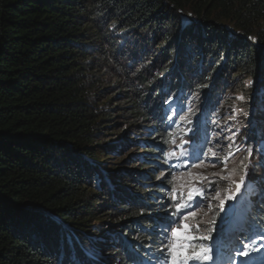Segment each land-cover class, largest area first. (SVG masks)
Segmentation results:
<instances>
[{
	"label": "trees",
	"instance_id": "obj_1",
	"mask_svg": "<svg viewBox=\"0 0 264 264\" xmlns=\"http://www.w3.org/2000/svg\"><path fill=\"white\" fill-rule=\"evenodd\" d=\"M229 109L263 159L233 236L264 231V0H0V264H158L173 157Z\"/></svg>",
	"mask_w": 264,
	"mask_h": 264
},
{
	"label": "rangeland",
	"instance_id": "obj_2",
	"mask_svg": "<svg viewBox=\"0 0 264 264\" xmlns=\"http://www.w3.org/2000/svg\"><path fill=\"white\" fill-rule=\"evenodd\" d=\"M232 115V109H229L228 112L225 111V113H211L210 116L203 119L204 123H210L212 126L211 130H208L211 135L207 139V143L196 145L194 147L196 149L195 155H192L193 150L189 151L187 148H179L173 157V162L176 163L175 175L173 177L175 182L174 189L176 196L178 194L176 204L187 203L188 193L193 189L199 190L203 188L205 191V195L200 196L196 200V204H199L198 208L196 204L194 206L197 213L196 216L190 217L188 220L190 225H199V231L193 228L191 235L202 236L210 234L212 236L210 240L190 242L192 248L197 251L199 250L200 244L213 249L212 255L214 259L212 261H200L199 264L215 262L216 251L229 247V242L225 239L229 237L227 231L231 225L228 224L224 230V222L230 215L236 213L241 201L243 208L239 210L238 214L244 212L248 205L251 206L248 197L249 180L256 176L253 172L259 167L258 164L263 161V159L260 160L256 157H250L249 161L247 159L241 162L244 150L238 152L236 156V150L244 144L240 140L239 133L243 129L239 128L238 124L232 120ZM191 124V121H186L184 126L188 129ZM182 135L187 136L184 133ZM229 144H231V147H229ZM129 151L131 150H125L122 153L123 156L125 154L127 155ZM201 152L208 153V155L201 156ZM229 152L233 153V155L228 156ZM213 153H215V156L212 155ZM197 156H200L199 160H197ZM225 156H228L226 170L225 163L222 162ZM120 157L121 155L115 156L112 160L116 162ZM245 165L247 166V177L245 178L244 184L240 186L241 193L237 194L236 185L240 181ZM224 177H227V179ZM208 180L214 181L215 186H209L207 183ZM181 197H183V200H181ZM230 197H236V199H230ZM235 217H237L240 224L244 223V217H240V215H235ZM173 227H178V225H173ZM239 240L241 242L240 238ZM235 250L236 248L233 249V252ZM189 264H193V262L189 261ZM229 264H234V262H229Z\"/></svg>",
	"mask_w": 264,
	"mask_h": 264
},
{
	"label": "snow or ice",
	"instance_id": "obj_3",
	"mask_svg": "<svg viewBox=\"0 0 264 264\" xmlns=\"http://www.w3.org/2000/svg\"><path fill=\"white\" fill-rule=\"evenodd\" d=\"M243 99V97H239ZM230 139V138H228ZM174 143V141H173ZM231 147V144H229ZM211 151V150H209ZM175 153H169V155H174ZM196 154V149L193 148L192 155ZM201 156H207L208 153L201 152ZM215 156V153L212 154ZM233 155V153L229 152L228 156ZM228 156H225L222 160L225 163V170L227 165ZM249 156H251V152H249ZM197 160L200 159V156L196 157ZM219 159V158H217ZM202 162V161H201ZM198 166V165H194ZM245 168L247 166L245 165ZM247 176V171H245L244 175L240 177L239 183L236 185V193H241V185L244 184L245 177ZM227 179V177H224ZM206 179V178H205ZM207 183L209 186L214 187L215 182L208 180ZM175 191V190H174ZM196 195L204 196L205 191L203 188L196 190L193 189L188 193V203H177L175 205V211H173L167 220H164V223L167 225V230H162V234L166 239V243L162 242V246L160 249V256L163 257L162 260L158 258V264H189V261H192L193 264H199L200 261H212L214 259L212 252L213 249L211 247H205L203 244L199 245V250L192 248V241H206L212 239V236L202 235V236H193L191 235V230L195 228L196 231H199V225H190L188 220L190 217L196 216V210L191 206L194 204ZM173 199H177L175 195L172 197ZM230 199H236V197H230ZM183 200V197H181ZM196 207H199V204H196ZM186 209V211H185ZM168 215V214H166ZM173 225H178V227H173ZM258 239L253 240L252 237H247L248 240H252L253 244H258V247H250L248 243L240 242V251L235 253V256H239L242 258H248L251 252H258L260 248H264V232L257 234ZM149 264L151 262L149 261ZM239 264H243V259L239 262Z\"/></svg>",
	"mask_w": 264,
	"mask_h": 264
},
{
	"label": "bare ground",
	"instance_id": "obj_4",
	"mask_svg": "<svg viewBox=\"0 0 264 264\" xmlns=\"http://www.w3.org/2000/svg\"><path fill=\"white\" fill-rule=\"evenodd\" d=\"M206 142H207V141H206ZM206 142H205V143H206ZM203 143H204V142H203ZM171 169H172V168H171ZM262 190H263V189H261V191H262ZM261 199H262V198H261ZM243 216H244V215H243Z\"/></svg>",
	"mask_w": 264,
	"mask_h": 264
}]
</instances>
